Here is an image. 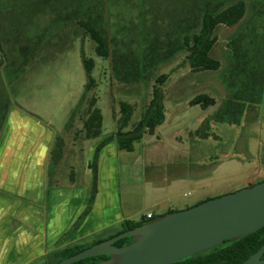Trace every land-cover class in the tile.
Segmentation results:
<instances>
[{
    "label": "rangeland",
    "instance_id": "374dc122",
    "mask_svg": "<svg viewBox=\"0 0 264 264\" xmlns=\"http://www.w3.org/2000/svg\"><path fill=\"white\" fill-rule=\"evenodd\" d=\"M245 1L247 13L237 25H219L215 29L218 40L211 55L220 61L218 70L193 72L188 53L182 51L168 62L157 65L149 78L135 83H123L117 79L110 61L96 55L94 42L80 26L59 22L52 8H58L61 0H48L45 6L41 2L40 5L31 2L20 4L18 8L10 7L7 28L4 24L0 25L7 33L2 40L3 53L0 54V122L12 107L37 115L54 127L68 121L83 95L87 81L81 57L83 46L86 56L95 61L92 76L96 86L91 96L96 98V107L102 112L106 128L113 126V116L115 111H119L120 101L133 104L135 111L132 122L139 120L145 104L151 99L156 78L167 74L169 78L163 88L164 103L168 109L176 100L182 101L181 107H187L183 100L196 95L211 94L216 99V104L205 111L206 119L197 131V135L207 133L209 137L206 135V139H200V136L193 134L199 138L192 137L184 143L183 158L189 161L187 173L194 172L198 162L209 160L211 155L219 159L230 156L242 164L251 160L254 165L263 164L264 0ZM205 2L104 0L105 19L109 32L124 45L129 41L127 28L130 20L136 23L137 30L133 32H136L137 51L140 52L156 35L164 42L173 39L177 43L174 39L178 33L200 24V20H196V13L206 10ZM38 6L40 11L37 10ZM141 31L148 32V38ZM7 37L10 40H6ZM17 37L22 39L15 43L13 39ZM18 44L22 45V51H19ZM28 45L31 53L26 54ZM124 45L120 49L122 52L128 48ZM179 88L183 92L176 91ZM196 108L201 111L200 107ZM191 110L195 109L187 108L186 111ZM167 111L168 119H171L173 115L170 110ZM194 119L190 121L191 124ZM180 136L186 138V135ZM168 141L169 146L164 150L166 161L173 158V144ZM148 149L151 148H144L143 154L137 156L143 164L150 163L152 158L146 152ZM234 164L219 171L215 181L240 178L245 168ZM209 167L206 164L201 169L208 171ZM166 169L168 171V166ZM161 170L160 167L154 178L163 177ZM182 173H186L184 167H169L171 177Z\"/></svg>",
    "mask_w": 264,
    "mask_h": 264
},
{
    "label": "crops",
    "instance_id": "0c3cea01",
    "mask_svg": "<svg viewBox=\"0 0 264 264\" xmlns=\"http://www.w3.org/2000/svg\"><path fill=\"white\" fill-rule=\"evenodd\" d=\"M196 96L183 100L187 107H181L180 100L170 109L164 103L163 124L135 142L131 152L119 149L115 140L119 111L111 128L103 119L101 135L87 138L84 111L74 115L72 111V119L70 115L54 127L12 107L0 127V264H55L66 249L110 239L123 231L126 222H140L147 213L157 218L264 181V163L242 164L230 156L211 155L187 173L184 143L199 138L193 134L200 139L207 134L197 135L208 107L193 105ZM168 140L173 158L166 161ZM146 147L152 158L143 164L137 156ZM233 163L245 168L240 178L216 182L217 173ZM206 164L208 171H202ZM171 166L184 167L186 173L171 177ZM160 167L163 177L154 178Z\"/></svg>",
    "mask_w": 264,
    "mask_h": 264
},
{
    "label": "trees",
    "instance_id": "16d2710c",
    "mask_svg": "<svg viewBox=\"0 0 264 264\" xmlns=\"http://www.w3.org/2000/svg\"><path fill=\"white\" fill-rule=\"evenodd\" d=\"M47 1L0 0V25L4 24L5 28H7V22H10V7L15 6V8H18L17 6L21 7L20 4L31 2L36 5H40L41 2V5L43 4L45 6V2ZM206 1V10L204 9L196 13V20H200V24H197L193 29L178 33V37L174 39L177 43L173 42V39L164 42L156 35V38L150 40V43L140 50V52L137 51L136 32H133L137 30V24L132 20H130L127 28V36L129 37L128 44L124 45L122 41L118 40L117 37H113L109 32L108 23L105 19L104 0H61L59 7L52 8V10L56 11L59 22L66 24L76 23L84 30V33L89 35L95 44L96 55L110 61L112 70L119 81L123 83H135L141 81V79L149 78L150 73L153 72V69L157 65L168 62L182 51L188 53L187 58L193 72L216 71L220 68V61L211 55V51L218 40L214 34L215 29L219 25H237L245 17L248 5L245 0H237L235 2H232L233 0ZM37 10L40 11L41 8L38 6ZM141 32L145 38H148V32ZM6 35V30L0 28V54L3 53L2 40L6 38ZM19 39L22 38L17 37L15 39L16 41L14 39L13 41L16 43ZM6 40L10 39L7 37ZM24 40L26 41L27 38ZM18 45L19 51H22V45ZM122 45L128 47L124 52L120 50ZM233 46L236 47L235 44ZM29 50L30 46L28 45L26 54H28ZM81 57L87 81L83 95L73 110L72 115L75 112L84 111L85 118L83 126L86 137L96 138L102 133L103 117L101 110L96 107V98L91 96V92L96 86V80L92 76L95 61L86 56L83 46L81 48ZM168 78L169 76L167 74H162L156 78V84L152 88L151 99L145 104L141 117L136 122H132L135 111L134 105L126 101H120L119 113L115 115L117 128L115 140L119 149L128 152L133 151L135 142L140 141L145 134H153L156 128L163 124L165 121L163 85ZM191 103L193 105H200L205 109L214 105L215 99L206 94H201L196 96ZM72 115L71 119L73 117ZM3 118L4 116L1 117L0 127ZM255 184H250L249 186ZM153 219L155 218L153 217L149 220L145 218L137 223L126 222L122 232L134 229ZM131 240V238H124L117 241L116 245L124 246L130 243ZM263 244L264 227L238 241L226 240L220 246L184 258L173 264H241L256 253ZM84 249H86L85 246L66 249L59 258L60 260L67 258ZM108 257H90L73 264H99Z\"/></svg>",
    "mask_w": 264,
    "mask_h": 264
},
{
    "label": "water",
    "instance_id": "95a60500",
    "mask_svg": "<svg viewBox=\"0 0 264 264\" xmlns=\"http://www.w3.org/2000/svg\"><path fill=\"white\" fill-rule=\"evenodd\" d=\"M264 227V181L158 216L55 264L109 256L99 264H173ZM131 238L124 246L116 242ZM264 244L241 264H264Z\"/></svg>",
    "mask_w": 264,
    "mask_h": 264
},
{
    "label": "built area",
    "instance_id": "2783aa9c",
    "mask_svg": "<svg viewBox=\"0 0 264 264\" xmlns=\"http://www.w3.org/2000/svg\"><path fill=\"white\" fill-rule=\"evenodd\" d=\"M154 216H153V214L152 213H147L146 215H145V218L146 219H152Z\"/></svg>",
    "mask_w": 264,
    "mask_h": 264
},
{
    "label": "flooded vegetation",
    "instance_id": "af4514ba",
    "mask_svg": "<svg viewBox=\"0 0 264 264\" xmlns=\"http://www.w3.org/2000/svg\"><path fill=\"white\" fill-rule=\"evenodd\" d=\"M132 241V240H131Z\"/></svg>",
    "mask_w": 264,
    "mask_h": 264
}]
</instances>
